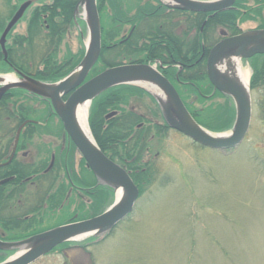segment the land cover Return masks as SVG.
I'll return each instance as SVG.
<instances>
[{
  "label": "rangeland",
  "instance_id": "374dc122",
  "mask_svg": "<svg viewBox=\"0 0 264 264\" xmlns=\"http://www.w3.org/2000/svg\"><path fill=\"white\" fill-rule=\"evenodd\" d=\"M16 1L11 0V3ZM157 1L163 6L169 3L168 1ZM243 1L240 11L242 20L237 22L241 33L258 29L261 21L256 19L254 11L259 5H264V0ZM121 2L123 5H128L130 9L134 10L135 7L137 10L136 0H121ZM142 2H150L149 5L152 6L156 5V0H142ZM142 5L141 9L144 10L145 4ZM250 10L251 13L248 12ZM259 12L262 14L261 20H264V7ZM79 13L77 19H84L83 7H80ZM173 17V22L178 23V28H174L177 33L180 26L184 24L180 22L178 15ZM27 21V19L24 20L23 24L16 27L10 34L7 48H11V52L15 49L14 40L27 34ZM84 27L81 36L80 30L74 26L64 37L58 49L60 60L68 54L77 56L78 51L85 50L88 38L86 23ZM131 29L132 25L123 27L124 33ZM214 34L215 38H221V40L231 37L229 33L220 28ZM34 42L39 43L38 39ZM36 43L33 45L35 50L37 49ZM106 57L108 60L112 58L108 53ZM250 59H239L243 70L248 73L251 118L248 131L237 148L224 153L202 147L170 128L165 130L161 137L156 136L152 131L148 138L149 147L143 161H149L152 164L156 175L153 183L140 198L138 191V198L131 213L108 233L69 241L68 246L54 249L31 264H264V88L262 86L256 89L250 88L252 76L250 66L252 59ZM113 60L120 59L113 57ZM99 63L98 70L104 66L100 61ZM152 64L158 66L156 62ZM1 75H13L15 80L18 79L11 71ZM147 95L129 96L127 106H125L127 110L143 116L144 121L138 129L161 123L159 116L161 117L162 114L158 103L151 94ZM227 101L234 109L230 98L224 96L222 99H214L217 105H224ZM16 103L15 106H9L10 112H13L9 116L13 121L10 119V125L9 122L7 124V128L10 127L13 134L7 139L14 138L13 147L17 145L15 144L17 136L14 137V134L19 124L28 119L39 121V124H42L35 127L32 139L28 138V133L25 131L27 128H22L24 136L19 133L18 140L20 139L24 146L19 151L16 160L28 167L36 166L42 161L46 167L51 153L56 157L55 170L49 174L40 175L43 178L37 190L32 186H26L28 194L23 196V199L28 196L24 203L27 208L32 204L41 210L40 215L36 217L37 228L40 231H46L62 225L64 220L72 218L74 214L75 216L84 213L89 215L87 209L91 210L89 206L93 202H98L99 199L93 198L92 193H89V188L85 189V187H80L78 196L76 189L70 186L71 184L69 185L70 179L63 167L64 163L62 162L59 166L64 159V156L60 159L58 156L60 138L62 134L65 135L61 121L56 120L53 113V117L50 118L48 113L50 114L53 110H48L45 104L31 97L22 96ZM91 104L92 101L88 112H90ZM111 112L108 110L104 118ZM87 124L93 142L97 144L89 126V114ZM231 129L217 133L228 134ZM2 140L7 141L5 136ZM64 146L68 149L66 144ZM24 152H27V155L21 157V153ZM66 157V167L71 175L70 178L78 182L79 180L87 182V185L92 182L93 175L76 148L68 149ZM26 170V174L31 172L30 169ZM62 186L66 188L64 191L66 198L63 199L64 203L61 207L55 212L49 211L44 205L41 208V202H39L41 193L44 194L45 190L55 193ZM18 199V195L12 198L13 205H19ZM114 202L115 193H113L112 202L104 211ZM26 212L28 209L21 213ZM102 213L92 217L87 216L91 219ZM76 222L80 221L71 223ZM11 252H8L9 255L3 261L13 256L14 252Z\"/></svg>",
  "mask_w": 264,
  "mask_h": 264
},
{
  "label": "trees",
  "instance_id": "16d2710c",
  "mask_svg": "<svg viewBox=\"0 0 264 264\" xmlns=\"http://www.w3.org/2000/svg\"><path fill=\"white\" fill-rule=\"evenodd\" d=\"M136 1L137 10L134 7V11L128 5H123L121 0H96L101 32L100 60H97L88 78L107 68L125 64L156 62L159 72L173 85L185 108L200 127L212 133L232 128L234 109L228 101L224 105H217L214 102V99H222L224 96L217 91L213 92V88L206 78L205 62L211 47L221 40L214 36L217 29L225 30L230 36L241 33L238 30L237 22L242 20L240 11L244 1L237 0L233 8L216 13L172 10L162 6L157 0L155 6L149 5L150 2ZM77 2L78 0H50L48 7H42L41 11H38L32 19V29L27 30V34L22 38L17 37L18 40L14 42L15 49L13 51L16 56L14 58V55L9 56L8 64L20 73L44 83H55L66 77L78 66L85 51L81 49L77 56L68 54L61 60L58 57L59 46L70 29L76 26L80 30L81 36L85 28L84 21L77 19V16L74 15V6ZM142 4H145L144 10L141 9ZM262 7L264 5H259L258 9L254 11L256 19L261 21L258 29H264V20H261L262 14L259 12ZM248 12L251 13V10ZM42 14L47 15L45 22V25L49 26L47 29L44 24L43 27L40 26V15ZM174 15H178L180 22L184 24V28L180 26L177 33L174 31V28H178V23L173 22ZM126 25H132V29L124 33L123 27ZM35 39H38L39 43L34 42ZM34 43L37 44L36 50L33 47ZM107 53L112 57L110 60L106 57ZM113 57L120 60L114 61ZM251 59L250 88L256 89L261 86L264 88V56H255ZM99 61L104 64L100 70L97 69ZM11 70L7 65L4 69H0L2 72ZM135 94L147 95L145 91L133 86L114 87L100 95L91 104L89 126L100 150L129 174L138 188L140 198L153 183L156 175L152 164L149 161H143L149 147L148 138L152 131L156 136L161 137L164 131L169 128L165 125L162 116H159L160 124L138 129L144 118L125 108L129 96ZM22 96L24 97L23 91L12 90L0 101V162L3 158L4 160L9 158L14 144V138L7 139L10 135L13 136L10 127L7 128L11 119L9 115L13 114L10 112L9 106L17 105L16 101ZM151 100L153 101L152 98ZM108 110L116 111V115L110 120H105L104 115ZM22 118L26 117L22 116ZM4 136L6 142L2 140ZM22 136L24 135L22 134ZM14 163L15 160H12L6 169L10 170ZM0 170V180L13 175L5 174L1 168ZM26 172L25 169L23 172L14 174L15 177L12 181L0 186V209L2 206L5 208L15 206L11 201L16 195H18L21 205L25 203L28 196H25L24 199L23 196L28 194V191L26 190L27 183L24 180L32 175L31 173L26 174ZM70 176L67 173L70 186L85 187V189L92 187L89 193H92L93 198H98L99 201L93 202L89 206L92 210L91 212L87 209L89 215L84 213L75 216L74 212L72 218L64 220L62 224L85 220L88 219V216L100 214L112 202L113 191L105 186H95L93 176L92 182H89L88 185L84 181L80 182L79 180L78 182L76 179L74 181ZM42 178L43 176L39 175L34 182L39 183ZM65 190V186H62L55 193L51 190H45L47 192L44 191V194L42 192L43 196L41 195V199H39L41 208L44 205L49 211L58 210L64 203L63 199L66 198ZM40 211L34 205L32 209H28V212L18 215L16 217L18 219L10 225L4 220L5 215L1 216L0 210V227L10 231L6 236L7 239L4 240H23L42 232L36 224V217L40 215ZM27 214H32V219L25 221L22 217ZM42 214L44 213L42 212ZM24 224L29 225L28 228L20 226ZM65 246H68V243L57 248ZM3 254H0V262L9 255L8 252Z\"/></svg>",
  "mask_w": 264,
  "mask_h": 264
},
{
  "label": "water",
  "instance_id": "95a60500",
  "mask_svg": "<svg viewBox=\"0 0 264 264\" xmlns=\"http://www.w3.org/2000/svg\"><path fill=\"white\" fill-rule=\"evenodd\" d=\"M160 1H171L172 3L165 4L170 9L193 13H216L230 9L236 0ZM77 6L84 8L88 31L84 56L79 65L66 77L55 83H43L14 71L18 76V80L15 82H6L0 77V97L12 89H20L49 101L54 114L62 123L65 135L73 143L97 183L110 188L114 193L118 189H121L123 193L119 199L115 194V202L97 217L62 225L17 242L0 241V250L14 252L12 257L0 264H31L61 244L77 240L79 237L106 234L133 209L138 198L137 187L127 172L110 161L94 142L87 140L81 134L75 119V109L79 104L91 102L107 90L121 85L135 86L151 94L142 86L148 85L156 88L165 97V102L162 104L151 94L158 103L166 126L202 147L224 153L231 151L241 144L249 128L251 118L249 90L245 91L233 77L221 72L218 66L231 58L247 60L256 55H264V29H256L224 38L217 42L208 53L206 77L215 91L233 101L235 110V119L230 133L219 134L203 129L194 121L175 88L157 70L155 65H120L105 69L85 81L99 58L101 50L100 22L96 0H79ZM25 8L26 5L19 8L0 37V48L5 57V37L21 18ZM18 135L19 131L15 144ZM7 181L0 182V185ZM21 250L23 252L19 254L18 252Z\"/></svg>",
  "mask_w": 264,
  "mask_h": 264
},
{
  "label": "flooded vegetation",
  "instance_id": "af4514ba",
  "mask_svg": "<svg viewBox=\"0 0 264 264\" xmlns=\"http://www.w3.org/2000/svg\"><path fill=\"white\" fill-rule=\"evenodd\" d=\"M10 1V3H9ZM0 0V37L3 33V31L5 30V28L7 27L8 23L11 21V19L13 18V16L15 15V13L19 10V8L22 6V5H26V8L21 16V18L17 21V23L13 26V28L10 30V32L7 34V36L5 37V43H4V47H5V52H6V57L3 55L2 53V50L0 48V69H4L6 67V65L12 69L11 70V73H13V71H15L16 69L14 67H12L11 65L8 64V57L12 55L13 58L16 56V54L13 52H11V48H7V40L10 39V34L12 33V31L14 29H16V27H18L20 24H23L24 20H28L27 23H26V30H29V29H32L33 27V23H32V19L34 17L35 14L38 13V11L40 12L41 11V8L44 7V6H49L50 5V0H17L15 3H11V0ZM15 1V0H14ZM79 1V0H78ZM159 3V2H158ZM160 4V3H159ZM78 5V2L75 4L74 6V15L76 12H78L80 10V6H77ZM163 6V5H162ZM165 7V6H164ZM46 19H47V15L46 14H42L40 15V20H41V27H43L42 25L44 24V27L45 29L49 28L48 25H45V22H46ZM39 26V27H40ZM16 40H14V42H16ZM12 67V68H11ZM4 72L0 71V75L3 74ZM9 93V92H8ZM7 95V93H4L1 97H0V101ZM24 97H31V99L33 98L35 101L38 100L40 102H42L43 104L46 105V108L48 110H52L51 108V105L49 103V101L45 100V99H42V98H38L37 96H34L30 93H26L24 92ZM50 108V109H49ZM46 109V110H47ZM53 111L50 112V114L48 113L49 117H53ZM116 115V111H112L111 113H109V115H107L104 119L105 120H110L112 117H114ZM139 115V114H138ZM141 116V115H140ZM143 117V116H141ZM54 118L58 121H60L56 116H54ZM25 122H28V123H25ZM38 122L34 121V120H31V119H28V120H25L22 124H19L18 127L16 128V131H15V134H17V132L19 131L20 134H22V128L23 127H26L27 129L25 130L26 133H28V138L32 139L33 138V133H34V130H35V127L37 125H42V124H38ZM25 124V125H24ZM142 125L139 124L138 127H140ZM63 128V126H62ZM36 132V131H35ZM17 136V135H15ZM61 143H60V146L58 148V156H59V159L60 157L64 156V159H62V161L59 163V166L62 165V162L64 163V169H65V172L66 173H69L67 172V157H66V151L68 149H71V147L73 146L71 141L67 138L66 135L62 134L61 135ZM17 145L15 147L12 148V150L10 151V155H9V158L4 160V158L2 159V161L0 162V168L2 169V171L5 173V174H13L12 176H8L7 178L5 179H1L0 182L2 181H5V180H8L7 182L3 183L2 185H5L6 183L12 181L14 179V174L16 173H19V172H23V170L25 169H30V173L32 174L30 177H27L25 178L24 182H26L27 186H32L35 188V190H37L36 188L40 186V182L39 183H36V181L34 182V180L36 179V177L38 175H45V174H49L51 172H53L55 170V160H56V157H55V154L51 153L50 155V159H49V162L47 164V166L45 167L42 163V161L40 163H38L36 166H33V167H28L27 165H25L24 163L22 162H18L16 160V157L19 153V151L21 150V148L24 146L22 145L20 139L17 140ZM67 145V148H65L64 144ZM14 149V150H13ZM27 155V152L25 153H21V157H25ZM12 160H15V163L13 165V167H11L10 170H7V166L12 162ZM35 163H33L34 165ZM41 164H43V166H41ZM5 168V169H4ZM1 171V170H0ZM42 184V183H41ZM1 185V186H2ZM95 186H98L97 183H95ZM73 188H75L76 192H77V195L79 196L80 195V187L79 188H76L74 185H72ZM92 189L89 188V190ZM17 203L19 205H15L13 207H4L2 206L0 209L1 210V216L5 215L4 216V220H6L7 222H9L10 225L13 224L14 220H17L18 218H16L18 215L21 214V212L25 209H32L34 206L32 204L29 205V208H27V206L25 204H20L21 201L20 200H17ZM5 212V214H4ZM25 221H28V220H31L32 219V214H27L25 215L24 217H22ZM22 228H28L29 225L27 224H24V225H20ZM12 227V226H11ZM35 227V226H33ZM10 231L9 230H6V229H2L0 227V241L1 242H12V241H8V240H4V239H7L6 236L7 234L9 233ZM2 253H7V251H2L0 250V254ZM3 254V255H4Z\"/></svg>",
  "mask_w": 264,
  "mask_h": 264
},
{
  "label": "bare ground",
  "instance_id": "6f19581e",
  "mask_svg": "<svg viewBox=\"0 0 264 264\" xmlns=\"http://www.w3.org/2000/svg\"><path fill=\"white\" fill-rule=\"evenodd\" d=\"M169 3H172V2L169 1ZM172 10H175V9H172ZM218 69L221 72H224V73L228 74L229 76L233 77L245 91H248V73L243 70V68L239 62V59L231 58L228 62H225L221 66H218ZM27 77L34 79L31 76H27ZM2 78L6 82H9V81L15 82L16 80H18V79L15 80V77L13 75H7V76L2 75ZM143 87L145 89H147L156 99H158L160 101V103L163 104V102H165V97L163 96V94L161 92L156 90V88H154L152 86H148V85H144ZM12 90H14V89H12ZM12 90H10V92H12ZM17 90L23 91L20 89H17ZM23 92H25V91H23ZM38 98H40V97H38ZM89 105H90V102H85V103L79 104L75 109V119H76L77 126H78L79 130L81 131V134L87 140L93 142V139H92V136H91V133L89 131L88 124H87V117L89 114V112H88L89 111ZM122 193H123V191L121 189H118L115 192L117 199H119L121 197ZM79 238H82V237H79ZM23 250L19 251L18 253L19 254L22 253Z\"/></svg>",
  "mask_w": 264,
  "mask_h": 264
}]
</instances>
